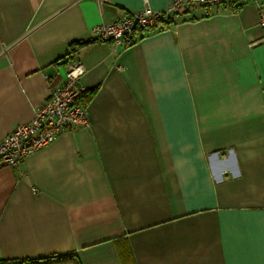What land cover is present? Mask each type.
I'll use <instances>...</instances> for the list:
<instances>
[{
	"label": "crops",
	"instance_id": "crops-1",
	"mask_svg": "<svg viewBox=\"0 0 264 264\" xmlns=\"http://www.w3.org/2000/svg\"><path fill=\"white\" fill-rule=\"evenodd\" d=\"M147 1L175 0H0V141L75 48L96 91L89 127L0 167V260L264 264V0L189 7L128 46L93 36Z\"/></svg>",
	"mask_w": 264,
	"mask_h": 264
},
{
	"label": "built area",
	"instance_id": "built-area-1",
	"mask_svg": "<svg viewBox=\"0 0 264 264\" xmlns=\"http://www.w3.org/2000/svg\"><path fill=\"white\" fill-rule=\"evenodd\" d=\"M229 0H175L164 11L153 10L148 1L136 13L125 14L112 23L101 24L93 29V36L116 46L136 43L138 33L154 29L166 19L177 16L184 9L198 6H215ZM259 26L264 29V16ZM86 74L85 67L74 59L67 69L63 84L51 89L50 98L35 111L32 122L18 125L11 134L0 141V167H18L31 155L56 141L64 132L79 127L90 126L89 105L79 100L85 88L81 79ZM47 82L50 77L45 75Z\"/></svg>",
	"mask_w": 264,
	"mask_h": 264
},
{
	"label": "trees",
	"instance_id": "trees-1",
	"mask_svg": "<svg viewBox=\"0 0 264 264\" xmlns=\"http://www.w3.org/2000/svg\"><path fill=\"white\" fill-rule=\"evenodd\" d=\"M175 24H177L176 20H174L173 18H169L161 21L154 29L159 31H165L167 29L172 28ZM76 52H78L77 48H75L71 52V54H69L66 58H64L65 59L64 61L68 63V65L75 59ZM85 91L79 101L84 105H89L90 102L93 100L96 91H86V92ZM73 263L81 264L77 256L74 254L66 255V256H54L51 258L37 259V260H32V259L11 260V261L0 260V264H73Z\"/></svg>",
	"mask_w": 264,
	"mask_h": 264
},
{
	"label": "rangeland",
	"instance_id": "rangeland-1",
	"mask_svg": "<svg viewBox=\"0 0 264 264\" xmlns=\"http://www.w3.org/2000/svg\"><path fill=\"white\" fill-rule=\"evenodd\" d=\"M25 161V160H24ZM11 168V167H10ZM74 264V263H73Z\"/></svg>",
	"mask_w": 264,
	"mask_h": 264
}]
</instances>
